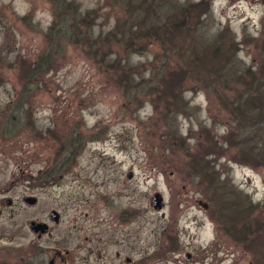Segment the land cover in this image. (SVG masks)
<instances>
[{
	"label": "rangeland",
	"instance_id": "1",
	"mask_svg": "<svg viewBox=\"0 0 264 264\" xmlns=\"http://www.w3.org/2000/svg\"><path fill=\"white\" fill-rule=\"evenodd\" d=\"M0 171V264L53 209L45 247L131 213L142 264H264V0H0Z\"/></svg>",
	"mask_w": 264,
	"mask_h": 264
},
{
	"label": "flooded vegetation",
	"instance_id": "2",
	"mask_svg": "<svg viewBox=\"0 0 264 264\" xmlns=\"http://www.w3.org/2000/svg\"><path fill=\"white\" fill-rule=\"evenodd\" d=\"M10 192L11 181L5 180L0 171V221L6 217L9 209L15 206ZM29 197L34 196L23 195V203L30 204L27 201ZM34 198L36 202L30 206H37L39 199ZM53 212H56L55 216ZM86 217L89 220L87 219L85 224L77 225L78 222H73V225L69 226L65 247H45L42 243L45 237L54 235L55 225L60 226L61 214L58 210L51 211V221L48 223L31 221L29 229L35 234V241L29 247L21 246L24 257L19 264H142L140 262L148 259L150 246L147 237L139 235L144 233L145 226H139L131 213L126 214L124 219L121 217L122 219L108 221L94 218L92 220L89 214ZM6 234L0 232V241L6 240ZM188 256L191 259V254Z\"/></svg>",
	"mask_w": 264,
	"mask_h": 264
},
{
	"label": "water",
	"instance_id": "3",
	"mask_svg": "<svg viewBox=\"0 0 264 264\" xmlns=\"http://www.w3.org/2000/svg\"><path fill=\"white\" fill-rule=\"evenodd\" d=\"M154 200H155V202H156V204H155V208H157V209H161L162 206H163L161 196H160L159 194H155ZM27 201H28L30 204H34V203L36 202V198H34V197H29V198L27 199ZM152 202H153V200H152ZM53 215L55 216V215H56V212H53ZM55 219H56V217H55ZM33 225H34V222H32V228H33Z\"/></svg>",
	"mask_w": 264,
	"mask_h": 264
},
{
	"label": "trees",
	"instance_id": "4",
	"mask_svg": "<svg viewBox=\"0 0 264 264\" xmlns=\"http://www.w3.org/2000/svg\"><path fill=\"white\" fill-rule=\"evenodd\" d=\"M75 11L77 14L80 13L76 8H75ZM185 14L187 15V8L185 9ZM75 25H76V28L79 30H81V27H83L82 30L86 29L85 27H87V23L84 22L83 20H81V21L76 20ZM79 30H78V32H79Z\"/></svg>",
	"mask_w": 264,
	"mask_h": 264
}]
</instances>
